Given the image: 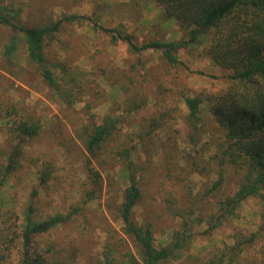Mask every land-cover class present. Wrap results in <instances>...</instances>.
<instances>
[{"label":"rangeland","instance_id":"obj_1","mask_svg":"<svg viewBox=\"0 0 264 264\" xmlns=\"http://www.w3.org/2000/svg\"><path fill=\"white\" fill-rule=\"evenodd\" d=\"M0 2L17 10V19L26 24L85 17L63 21L46 46V66L55 85L27 59L22 37L0 23V111L6 116L0 121L4 264H27L30 258H39L36 264H95L107 240L125 237L117 212L127 169L143 192L132 217L151 222L157 245L169 242L187 223L194 232L185 248L189 254L206 258L238 241L242 253L223 264H261L264 198L249 197L236 219L207 229L218 200L240 184L244 173L226 163L221 184L213 187L220 165L207 98L226 87L231 71L213 61L210 36L179 49L181 63L171 65L160 51L132 53L126 42H112V33L105 31L120 28L138 44L179 39L182 30L163 16L155 0ZM195 96L202 99L199 120L190 118L185 102ZM21 121L39 123L38 133L21 135L15 129ZM107 122L111 133L91 155L87 137L93 126ZM167 194L176 198L174 211ZM67 214L63 223L23 242L28 222ZM251 234L253 241H246Z\"/></svg>","mask_w":264,"mask_h":264},{"label":"trees","instance_id":"obj_2","mask_svg":"<svg viewBox=\"0 0 264 264\" xmlns=\"http://www.w3.org/2000/svg\"><path fill=\"white\" fill-rule=\"evenodd\" d=\"M163 16L173 18L182 30L177 40L150 39L138 44L134 36L120 28H107L111 41L122 40L128 50L139 54L148 49L160 51L171 65L181 63L178 50L203 43L210 36L209 54L223 69H229L226 87L207 98L208 111L216 122V155L220 168L213 187L224 177L222 166L230 164L244 169L240 184L223 200H218L209 215L207 229L236 219L239 208L249 197L264 198V0H155ZM17 10L0 2V23L11 27L26 44L27 59L37 64L43 78L55 85L52 71L46 66V46L56 38L63 21L76 22L83 15H67L50 22L26 24L17 19ZM11 45L9 46V48ZM188 115L199 120V96L185 99ZM6 116L0 111V121ZM15 127L23 136L38 133L39 123L21 121ZM111 124L93 126L86 140V148L95 155L107 136ZM12 164L9 165L11 167ZM128 172V184L118 207V218L125 237L107 240L95 264H223L242 253L240 242L225 250H218L206 258L193 256L185 250L194 232L184 224L182 230L170 235V241L157 245L151 222L139 223L132 217L133 209L143 197L136 178ZM168 208L173 210L176 198L167 194ZM77 210V209H76ZM70 214L55 215L40 222H28L22 228L23 242L27 245L35 233H43L63 223ZM200 220V219H199ZM264 223V222H263ZM264 228V225H262ZM262 229V228H261ZM251 234L246 241H253ZM235 245V244H234ZM232 252L230 255L229 252ZM264 256V244L258 251ZM188 253V254H187ZM183 258L188 262L183 261ZM30 258L27 264L38 263ZM190 262V263H189ZM264 264V260L259 262ZM0 264L4 254L0 246ZM60 264V263H59Z\"/></svg>","mask_w":264,"mask_h":264}]
</instances>
